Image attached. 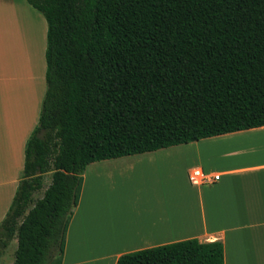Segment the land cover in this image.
<instances>
[{"label":"trees","instance_id":"obj_1","mask_svg":"<svg viewBox=\"0 0 264 264\" xmlns=\"http://www.w3.org/2000/svg\"><path fill=\"white\" fill-rule=\"evenodd\" d=\"M24 1L46 22V89L0 223L12 264H62L87 165L264 126V0ZM116 264H223V247L189 239Z\"/></svg>","mask_w":264,"mask_h":264},{"label":"crops","instance_id":"obj_2","mask_svg":"<svg viewBox=\"0 0 264 264\" xmlns=\"http://www.w3.org/2000/svg\"><path fill=\"white\" fill-rule=\"evenodd\" d=\"M21 13L30 22L22 27ZM46 31L24 0H0V223L45 94ZM189 152L195 167L186 170ZM194 168L220 179L193 186ZM189 239L220 242L223 264H264V126L87 165L62 264H116L121 255ZM16 248L9 256L8 244L0 249V262L12 264Z\"/></svg>","mask_w":264,"mask_h":264},{"label":"rangeland","instance_id":"obj_3","mask_svg":"<svg viewBox=\"0 0 264 264\" xmlns=\"http://www.w3.org/2000/svg\"><path fill=\"white\" fill-rule=\"evenodd\" d=\"M26 3V2H25ZM39 13V12H38ZM20 17H21V19L23 20V18H25L24 20H23V22H21L20 20ZM20 17H19V21H20V25H21V27L23 26V24H25V25H28V23H30L29 22V19L24 15V14H20ZM28 22H27V21ZM211 143V142H210ZM209 146L210 144H209V142H205V143H202L201 144V154L203 155L202 156V158H203V160H204V162L206 163V166H207V163H208V160L206 159L207 157H206V155H205V151H207V150H204V148L206 147V146ZM240 144H235L234 146H233V148H236V146H239ZM182 161V163L184 162L185 164H184V167H186V170H188L189 168H193V167H195V163L193 162V157H192V155H191V153L189 152L188 153V155L183 159V160H181ZM138 182L140 181V180H137ZM152 182V181H151ZM50 183V174H46V176H45V178H44V183H43V185L45 186H47L48 184ZM145 183L147 184V185H150L151 186V184L152 183H150V181L148 182L147 180L145 181ZM42 196V192H38L36 195H35V198L36 199H38L39 197H41ZM14 248H16V243L14 242V243H12L11 241L8 243V252H7V255L9 256L10 254H11V251H12V249H14ZM6 251H7V249H6ZM0 264H3L2 262H0ZM4 264H7V263H4Z\"/></svg>","mask_w":264,"mask_h":264},{"label":"built area","instance_id":"obj_4","mask_svg":"<svg viewBox=\"0 0 264 264\" xmlns=\"http://www.w3.org/2000/svg\"><path fill=\"white\" fill-rule=\"evenodd\" d=\"M219 179L218 173H207L200 168H194L188 173V181L193 186L212 185Z\"/></svg>","mask_w":264,"mask_h":264},{"label":"bare ground","instance_id":"obj_5","mask_svg":"<svg viewBox=\"0 0 264 264\" xmlns=\"http://www.w3.org/2000/svg\"><path fill=\"white\" fill-rule=\"evenodd\" d=\"M20 19H21V18H20ZM24 19H25V18H23V20H24ZM23 20L21 19L20 21L23 22ZM26 21H27V20H26ZM27 22H28V21H27Z\"/></svg>","mask_w":264,"mask_h":264}]
</instances>
